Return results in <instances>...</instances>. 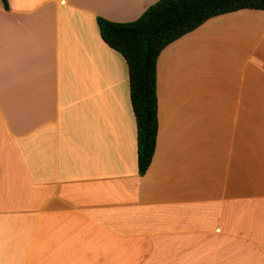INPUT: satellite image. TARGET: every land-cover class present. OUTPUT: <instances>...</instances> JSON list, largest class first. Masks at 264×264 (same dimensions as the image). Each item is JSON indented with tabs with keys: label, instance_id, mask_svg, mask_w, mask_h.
Returning <instances> with one entry per match:
<instances>
[{
	"label": "crops",
	"instance_id": "0c3cea01",
	"mask_svg": "<svg viewBox=\"0 0 264 264\" xmlns=\"http://www.w3.org/2000/svg\"><path fill=\"white\" fill-rule=\"evenodd\" d=\"M157 0H0V264H264V10L156 61L140 175L123 57L96 17Z\"/></svg>",
	"mask_w": 264,
	"mask_h": 264
},
{
	"label": "trees",
	"instance_id": "16d2710c",
	"mask_svg": "<svg viewBox=\"0 0 264 264\" xmlns=\"http://www.w3.org/2000/svg\"><path fill=\"white\" fill-rule=\"evenodd\" d=\"M2 3L6 6V0ZM239 9L264 10V0H157L131 21L96 17L101 39L123 57L127 66L140 175L147 170L155 149V64L160 51L207 19Z\"/></svg>",
	"mask_w": 264,
	"mask_h": 264
}]
</instances>
